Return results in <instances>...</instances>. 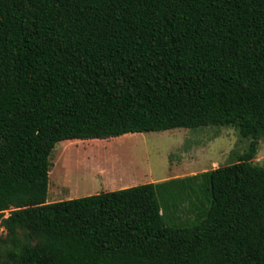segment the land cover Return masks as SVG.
Segmentation results:
<instances>
[{
	"label": "trees",
	"instance_id": "16d2710c",
	"mask_svg": "<svg viewBox=\"0 0 264 264\" xmlns=\"http://www.w3.org/2000/svg\"><path fill=\"white\" fill-rule=\"evenodd\" d=\"M208 126L251 142L177 179L193 223L169 181L48 203L59 142ZM263 136L264 0H0V264H264Z\"/></svg>",
	"mask_w": 264,
	"mask_h": 264
},
{
	"label": "rangeland",
	"instance_id": "374dc122",
	"mask_svg": "<svg viewBox=\"0 0 264 264\" xmlns=\"http://www.w3.org/2000/svg\"><path fill=\"white\" fill-rule=\"evenodd\" d=\"M69 142L57 143L50 156L48 201L109 191L107 182L116 184L119 174L126 179L134 175L136 186L169 181L165 186L173 189L159 190V195L168 219L180 224L197 221L207 210L209 198L202 184L175 189L182 182L177 179L235 162L248 150L251 139L241 137L235 127L208 126ZM255 163L264 166V136Z\"/></svg>",
	"mask_w": 264,
	"mask_h": 264
},
{
	"label": "crops",
	"instance_id": "0c3cea01",
	"mask_svg": "<svg viewBox=\"0 0 264 264\" xmlns=\"http://www.w3.org/2000/svg\"><path fill=\"white\" fill-rule=\"evenodd\" d=\"M122 137V136H121ZM112 139V138H111ZM78 141V140H77ZM196 176V175H195ZM115 178L117 180L116 184H112V183H108L106 184V188L109 189V191H116V190H121V189H125V188H129V187H133L136 186L135 185V181L136 179L134 178V175H132L130 178L126 179L125 177H123L121 174L116 175ZM156 183V182H155ZM106 191V192H109ZM99 194V193H98ZM73 198V197H72ZM57 201L54 202H50L48 201V203H56ZM164 209H162V213L166 216L167 218V222L171 225H175L176 223H174V221H170V219H168V215L166 213H164L163 211Z\"/></svg>",
	"mask_w": 264,
	"mask_h": 264
}]
</instances>
